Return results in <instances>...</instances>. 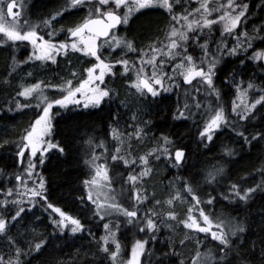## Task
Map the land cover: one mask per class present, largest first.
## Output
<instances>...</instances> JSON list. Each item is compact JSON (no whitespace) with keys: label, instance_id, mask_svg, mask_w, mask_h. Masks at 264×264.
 Instances as JSON below:
<instances>
[{"label":"snow or ice","instance_id":"snow-or-ice-1","mask_svg":"<svg viewBox=\"0 0 264 264\" xmlns=\"http://www.w3.org/2000/svg\"><path fill=\"white\" fill-rule=\"evenodd\" d=\"M175 5H179V0H65L61 8L48 13V18L32 24L29 23L26 12L22 16L24 11L22 2L0 0V33L6 38L0 39V43L11 42V44L30 45L31 51L27 60L23 63L36 61L56 63L58 56L67 57L70 52H79L95 60V63L85 70L87 77L80 80L76 87L72 86L71 80L65 81L64 87L44 85L49 90L59 92L58 98L55 96L49 98L43 94L41 89V83L43 82H37L30 87H22L16 93V96L24 99L25 103L21 104L17 99L13 101L15 108L38 107L40 108V114L29 124L28 128L24 129L18 141H11L0 136V148H7L10 145L15 146L16 151L12 159L14 164L21 169L19 174H12L13 187L0 189V197H2L0 199V237L8 238L7 252H0V264H31L29 260H22L21 257H29L33 253L43 254L49 243L43 237H37L39 242L35 243H28L23 237H20V243L25 245L24 248L18 246L16 240L9 237L11 229L16 224H20L21 221L25 222L21 227L28 228L29 213L35 216L33 223H44L39 216L35 215V209L37 208L43 211L46 219L51 221V226L59 233L67 235L65 229H69L72 234L86 230L85 224L79 218L67 214L60 207L49 202L45 178L42 172L37 171V169L45 164L50 150L56 149L58 153H65V147H61L59 143L53 144L50 139L53 131L52 109L55 107L69 110L71 107L100 109L115 94L114 90L105 84L106 75L112 73V68L115 65L122 66L125 73L129 71V67H136L135 62L130 65L127 59L115 60L114 64L106 62L105 59H102L103 53L100 51L101 44L107 45L113 50L123 45L130 51H136L131 42L117 37L113 32L117 25L127 24L128 16L133 12L143 14L144 11L166 10L171 17V26L165 37L167 43L159 41L160 47L157 48L155 46L157 42L154 41L148 45L147 52L141 50L143 54L138 57L139 70L136 71L135 79L131 80L130 84V87L135 89L131 106L143 104L144 97L157 99L163 93L181 89L179 81H182L184 88L189 90L183 91L185 102L177 109L178 115L175 118L183 121L189 117H195L197 114H200L202 118L207 117L203 120L202 127L198 128L199 142L202 144L214 143V137L218 138V133L229 125L237 122L250 123L256 118L255 112L258 110L261 111V119H264V88L257 90L253 83H247L246 87L248 90H254L258 98H255L250 105H244L241 110H238V106L234 101L229 112V115L233 117L232 120L228 119L223 107L213 108L212 102L219 103L222 95L221 88L215 84L217 71L222 69L217 67L219 63L217 58L209 54L207 39L201 44V37L199 36V32L203 31L204 28L211 32L212 27L217 24L223 25L222 36L224 34L234 35L237 26L243 22L242 18L246 19L249 5L243 3L242 0L239 4H234V0H227L226 4L213 8L210 12L207 0H203L200 8L193 10L201 16V19L191 21L188 20V16L192 13L173 15ZM14 8L17 10L13 11ZM122 8L127 9L123 18L117 14V10ZM80 12H84L86 15L74 27L62 30L64 40H55L56 33L52 31H44V34H41V31L49 29L52 22L58 17L62 18L65 13ZM213 12L216 13V18H208ZM182 21L185 23L181 27L185 30H178L176 25L181 24ZM260 30L257 29L256 31L259 32ZM189 31L192 32L191 41L188 35ZM242 35L245 37L244 45L239 43V36H236V45L231 48L226 43H218L215 49L217 55L237 56L238 52H242L243 58L237 57L239 65L246 68L247 64L259 61L258 67L264 73V49L254 50L249 58L248 50L253 49L254 37L248 36L247 32L242 33ZM45 36L48 38L45 39ZM189 42L191 45L199 47L203 52V56L197 58L198 63L192 55L186 54L188 48L185 45H188ZM261 42H264V37L261 38ZM145 56L149 58L145 60ZM158 56L160 58L157 63ZM166 59L171 64V74L163 70L167 66ZM177 59L179 60L178 63L175 62ZM245 61H247V64ZM145 68H150V75L144 71ZM31 75V73H28V76ZM71 75L75 76L76 73L72 72ZM238 75V72L229 75L226 80L222 81L223 86L231 89L235 84L236 88L239 89L244 82L237 81L236 76ZM165 81L168 82L167 85ZM193 81H195V84ZM100 84H104V87H100ZM34 93L38 94V100L35 105H31L29 98H32ZM197 97H200V99H197ZM188 101H191V103ZM257 105L260 106V109H257ZM125 107H129V105L126 104ZM11 110V108L4 109V111ZM140 111L142 112V108ZM213 112L214 114L208 115ZM72 116L73 113L69 112L67 119H72ZM60 118L63 119V117ZM132 119L137 121L138 117L134 115ZM113 123L119 125L120 117H114ZM139 123H144L147 126V122L142 119V116L139 117ZM253 127L255 126L253 125ZM245 131H248V129L246 128ZM143 132L144 129L134 126V135L138 140L143 138ZM111 134L119 139L118 129H111ZM129 135H132V133ZM237 135L242 143L249 147H256L264 142V125L261 126L259 131L249 132L248 136H245L243 132ZM163 139L167 142V137H163ZM88 143L90 144L91 140ZM206 150L210 151L211 149ZM120 151V147L117 146L115 149L117 154L103 157V164L98 162L102 157L90 155L87 152L78 161L89 169L88 178L82 180L85 195L78 199L87 208V211L92 213L94 219L101 221L102 227L107 233V235L101 236L97 243L96 256H102V258L97 261L94 256L91 259H86L85 264H104V259H107L109 264H114L116 261L120 244L115 240L116 233L110 228V223L104 222L106 218L110 219L115 213H122L127 218L128 224L136 222L138 231L150 234V239L153 241L157 240V233L165 225V221L156 212L150 209L141 213L138 208L139 204L148 199L140 185L143 177L149 174L145 170L147 168V157L123 159L118 155ZM237 151L242 152L243 148L239 150L225 148V155L222 158L227 159L235 156ZM158 152L164 153L167 159L174 161V167L186 163L185 152L182 148H176L172 151L167 148L152 149L149 155ZM84 156H88V159H84ZM155 158L159 159V154ZM110 163L113 169L118 168L121 163L126 167V170L128 167L134 168L137 163L143 166L136 174L128 171L126 177L116 174L117 179L115 182L120 183L123 181L130 189L129 195L131 200L135 202L131 211L116 203L115 197L110 195L114 191L111 188L114 181L109 176ZM220 172H223V167L209 171L206 176L199 172L192 174L193 186L185 187L186 193L192 194V205L187 209L186 218L180 221L192 236L186 234L182 239L170 238L164 245L169 250L164 251L161 249L158 264H264V220L261 221L260 235L256 240H242V236L251 233L250 224L246 225L242 221H238L233 217L222 216V214L206 213L205 208L212 206L215 198L209 195L206 200H203L200 196L194 194L200 190V181L197 177L203 176L206 182L216 181L219 183L216 177ZM254 176L260 177L259 182L252 179L253 186L246 188L240 186V184L245 183L244 180H241L239 184H231L229 194L223 196V199L227 201L231 197L245 202L249 200L254 202L256 198H259L264 201V167L256 169ZM29 184H31V187L28 186ZM179 199L180 196L177 193L166 203L171 205L174 200ZM109 201L112 202L109 203ZM155 203L160 205L161 202L157 200ZM193 210H195V213ZM261 215L264 216V213H261ZM167 216L169 221H174L176 218L174 211H169ZM113 227L118 231L119 223L117 222ZM168 227H171V223L168 224ZM28 234L31 235L32 233ZM198 234H202L207 242L205 243V240L197 238L193 243V237ZM252 234L254 235V233ZM48 235L51 236L52 233ZM89 235H91L90 232ZM109 236L113 238L115 250H110L108 246ZM186 242L187 244H193V253H185L187 259L180 260V253L177 252V248H185L187 246ZM148 243L149 240L143 239L135 242L131 248V257L128 264H142L141 257L147 254L146 246ZM208 244H214L215 249L208 248ZM202 246L205 249L204 251L200 250ZM151 255H154V253ZM45 264H56V262L54 260L45 261ZM73 264H78V262L74 261Z\"/></svg>","mask_w":264,"mask_h":264},{"label":"trees","instance_id":"trees-1","mask_svg":"<svg viewBox=\"0 0 264 264\" xmlns=\"http://www.w3.org/2000/svg\"><path fill=\"white\" fill-rule=\"evenodd\" d=\"M64 2L65 0H32L30 9L34 14H44L48 11L55 12L61 8ZM249 2L254 9L255 15L251 20H246L242 28L251 31L253 26L255 27L254 29H261L260 33L264 35V28H262L264 26V0H250ZM84 15H86L84 12L65 13L62 18L58 17L53 21L51 30L56 33L54 37L56 39L63 37L62 30L74 27L75 24L80 23ZM170 25L171 17L167 11L163 9L144 11L143 14L136 13L130 23L125 27L122 26L119 32L128 42L139 48L147 49L148 45L154 41L158 44L159 41L165 39ZM41 33L43 34L42 31ZM218 39L213 44L212 47L214 49L212 51H215L217 44L222 39L227 44L232 42L230 37L226 38L224 35L219 41ZM188 46L195 47L191 43ZM260 48L262 49L264 46ZM23 49H25V46L20 43L11 44V42H7L4 45H0V136L11 141H18L24 129L28 128L29 124L40 114V109L37 107L36 109L34 107L15 108L13 101L17 100L16 93L18 91V76L16 73L20 67L31 69L29 73L32 75L29 81L32 84L38 81L52 82L62 75L60 74L61 72L70 74V71H73L84 75L86 67L95 62L94 58L88 55L75 54L67 56V60L62 62V64L60 61L57 64L46 62L43 66L32 62L23 63V61H26V55L25 57L22 56V52L25 54ZM101 52L103 53L102 59L110 61L119 60L124 55L120 52H110L109 50ZM139 55H142V52L132 51L126 54L125 57L128 58L130 65L133 62L139 65ZM224 56L226 58L218 68L222 70L217 71V79L215 80L216 86L221 88L222 95L219 103L215 102L213 108L223 107L229 112L236 86L233 84L232 88L228 89L223 86L222 81L226 80L229 75H234L238 72L239 75L236 76V79L244 82L241 85L242 89L247 90V83H253L258 90L264 88V73L258 67L260 62L247 64V61H245L247 64L245 68L239 65L237 58L239 56ZM165 61L167 66L163 70L171 74V64L168 60ZM158 62L159 58H157ZM175 62L178 63L179 60L177 59ZM60 68H62L61 71H59ZM145 69L150 70V68ZM135 76V68L129 67V71L125 73L122 66H116L115 72L109 74L105 80V84L114 90L115 94L100 109L71 107L69 110L55 108L52 138L56 144L59 143L61 147H65V153H58L56 149L50 151L45 164L40 167V170L46 181L49 202L60 207L67 214L79 218L85 224L86 230L76 234H72L69 230L65 231L67 235L59 233L51 226V221L46 219L43 211L37 208L35 215L39 216L44 223H33L35 216L29 213L28 228L21 227L25 223L21 221L20 224H16L11 229L9 237L16 240L21 248H24L25 245L20 243V237H23L28 243L39 242L37 237H43L49 243L42 255L33 253L32 256L21 257L22 260H29L31 264H45V261L52 260L56 264H73L74 261H77L78 264H85L86 259H91L94 256L97 261L102 258V256H96L97 243L99 238L107 233L104 231L101 221L94 219L92 213H89L78 199L85 195L82 180L87 179L89 174L88 167L78 161L84 153L90 154L96 151L100 143H106L111 153H113V149L115 150L119 146L121 151L118 155L122 156L123 159H128L131 152L137 159L140 156L147 157V168L145 170L149 169L150 173L143 177L144 180L140 181V185L144 188V194L148 196V199L139 204L138 208L141 213L151 209L163 220L168 211L175 209L174 206L177 205V201L180 200L183 203L180 207L185 206L183 198L187 201L189 196H192L186 193L185 187L193 186V173L199 172L206 176L209 171L223 167V172L218 173L216 177L219 183L216 181L206 182L203 176L197 177L200 181V190L196 191V193L201 199L208 198L209 195L215 198L213 213L231 216L235 219H240L246 225H251V233L242 236V240H256L259 237L262 226L261 221L264 220V216L261 215V213H264V201L256 198L254 202L249 200L244 204L231 203L229 201L230 198L225 201L223 196L229 194V186L231 184H239L241 180L245 181V183L240 184L244 188L253 186L252 179L259 182L260 177L254 176V173L256 169L264 167V142H261L256 147H249L241 142L237 134L243 132L245 136H248L249 132L259 131L261 126L264 125V119H261V111L255 112L256 118L250 123L237 122L229 125L218 133V138L214 137V143L202 144L199 142L198 128L202 127V122L206 118H202L200 114L183 121L175 118L178 115L177 109L185 102L182 81H179L181 89H177L176 93L174 89L163 93L157 99L144 97L143 104L131 106L135 89L131 88L130 84L131 80L135 79ZM70 79L75 81L77 77L72 76ZM247 91L253 100L258 98L254 90ZM52 93L55 96V92ZM225 93L227 94L225 95ZM126 104L129 107H125ZM8 108L12 110L4 111V109ZM141 108L142 112L140 111ZM257 109H260L259 105ZM69 112L73 113L70 120L67 119ZM134 115L138 117L137 121H133L132 117ZM116 116L120 117L119 125L113 123V118ZM141 116L147 122V126L144 123H139V117ZM60 117H63V119ZM134 126L144 129L142 139L138 140L135 137ZM113 128L118 129L119 139H116L111 134V129ZM246 128L248 131H245ZM130 133L132 135H129ZM163 137H167V142H165ZM89 140H91L90 144L88 143ZM163 147L170 151L182 148L185 151L186 163L179 167H174V161L167 159L162 152L149 155L152 149L159 150L163 149ZM225 148L233 150L243 148V151H237L235 156L224 159L222 157L225 155ZM206 149L211 150L208 151ZM15 151L14 145L0 148V174L3 178H6V176L12 177L13 173L20 172L19 166L15 165L12 159ZM157 154L160 156L159 159L155 158ZM86 158L88 156H84V159ZM139 168L136 165L134 168L128 167L126 170L122 163L118 168H112L114 187L117 189L116 191L121 189L122 185L128 189V193L126 195L121 194L120 197L125 202V206L132 210V205L135 202H132L127 197L130 192L128 185L123 181L116 183L115 180L117 179L116 174L126 177L128 171L136 174L140 171ZM152 172L156 174L153 179ZM1 183L4 184L3 181ZM176 188H178L181 198L174 200L173 204L168 205L166 201L174 197L173 191ZM157 200L161 202L160 205H156L155 201ZM120 225L123 226L119 227L117 234L125 252H127L135 239L149 240L146 246L147 254L141 260L142 264H158L161 249L164 251L169 250L164 247L165 243L170 238L182 239L184 237L183 234L179 235L178 233L170 232L169 229L162 226L160 232L157 233V240L153 241L150 239V234L140 233L135 223ZM89 232L91 235H89ZM28 233L32 234L29 235ZM49 233H52V235L49 236ZM7 244L8 238L0 237V252H7ZM108 246L110 250H114L112 243H109ZM190 249L189 251H191ZM177 252L180 253V260L187 259L183 250L177 248ZM152 253L154 255H151ZM191 253L193 252H189V254ZM104 264H109V261L104 259Z\"/></svg>","mask_w":264,"mask_h":264},{"label":"rangeland","instance_id":"rangeland-1","mask_svg":"<svg viewBox=\"0 0 264 264\" xmlns=\"http://www.w3.org/2000/svg\"><path fill=\"white\" fill-rule=\"evenodd\" d=\"M250 0H242V2L243 3H247L248 5H249V11L246 13V19H243L242 18V20H243V22H242V24H240V25H238L237 26V29L235 30V33H234V35H232V36H229V35H227V34H224V36L226 37V38H228V37H230L231 38V40H232V42H230L229 44H227L225 41H224V39H222V40H220V38L222 37V35H221V32H222V30H223V25H220V24H217V25H214L213 27H212V31L211 32H209L208 31V29L207 28H204L203 29V31H200L199 32V36L201 37V39H200V43L201 44H203L204 43V41H205V39H207V41H208V52H209V54L211 55V56H214V57H216L217 58V60L219 61V63H218V65H217V67L219 68L220 67V65L222 64V61L226 58L223 54H220V55H217V53H216V51H212V49H214L212 46H213V44L215 43V41H216V39L217 38H219L218 39V41L220 40V43L222 42V43H226L227 45H228V47L229 48H231V47H233V46H235L236 45V36H239V43L240 44H242V45H244L245 44V37L242 35V33H244V32H247V34H248V36H252V37H254V40H253V49H249L248 50V56L249 57H251V55H252V52L255 50V51H259V50H261V46H264V42H260V40H261V38L262 37H264V35H262L261 33H260V31L259 32H257L256 30L258 29V28H256V29H254L255 27H251V31L249 30V31H247L246 29H244V28H242V26H243V23H245V21L246 20H251L252 19V17L255 15L254 14V9L252 8V6L250 5V2H249ZM18 2L19 3H23V5H24V13L26 12V14L28 13V11H30V6H31V4H32V0H18ZM203 2V0H179V5H175L174 6V12L172 13L173 15H187L188 13H192V15H190V16H188V20L189 21H191V20H200L201 19V16L200 15H198V14H196L195 12H193V10L194 9H197V8H200V4ZM252 2V1H251ZM227 3V0H207V6H208V9H209V11L211 12V10L213 9V8H218L220 5H222V4H226ZM239 3H241V0H234V4H239ZM166 11V10H165ZM117 12H119L121 15H122V18H123V16H124V14H125V12H127V9L126 8H122V9H120V10H117ZM137 12H133L131 15H129L128 16V23L127 24H122V26L123 27H125V26H127L129 23H130V21H131V19H132V17L136 14ZM222 14V13H221ZM28 15V14H27ZM36 18H42V17H36ZM208 18H210V19H215L216 18V13H212L210 16H208ZM41 20V19H40ZM29 23H32V24H36V23H39V21L38 20H31V21H29ZM185 22H181V24H177L176 25V27L178 28V30H185L184 28H182L181 27V25L182 24H184ZM5 26H7V25H5ZM171 26V25H170ZM170 26H169V29H168V31H167V33H166V35L169 33V31H170ZM52 27H53V22H52V24H51V27L49 28V29H46V30H43L42 32H43V34H44V31H51L52 30ZM70 28V27H69ZM120 29V28H119ZM119 29L117 30V31H115V35L117 36V37H119V38H121V39H125L123 36H121V34H120V32H119ZM254 29V30H253ZM42 34V33H41ZM42 34V35H43ZM188 35H189V37H190V41H191V38H192V32L191 31H189L188 32ZM166 37V36H165ZM48 37L47 36H45V39H47ZM0 39H6L5 37H4V35L2 34V33H0ZM54 39L55 40H57V41H59V40H64L65 39V37L63 36V37H61V38H59V39H56L55 37H54ZM228 40V39H227ZM163 41L165 42V43H167V40L166 39H163ZM100 42L98 41V44H99ZM257 43H258V45H257ZM1 44H5V43H0V45ZM132 44V43H131ZM189 44H190V42H189ZM262 44V45H261ZM133 45V44H132ZM156 45H158L157 46V48H159L160 47V44L158 43V44H156ZM155 45V46H156ZM23 46H25V49H23V51H25V54L22 52V56L23 57H25V55H26V58H25V60H27V57H28V55H29V53H30V51H31V46L30 45H26V44H23ZM186 47H187V45H185ZM257 46V47H256ZM133 48L136 50V51H134V52H141V50H143V52H147V50H148V48L147 49H144V48H139L138 46H135V45H133ZM188 48V52L186 53V54H188V55H192L193 56V58L194 59H197V58H199V57H201V56H203V52L199 49V47H193V46H188L187 47ZM195 48V50H193ZM262 49H264V48H262ZM104 50H109L110 52H120L121 54H124L123 55V57L122 58H120V59H127L128 60V58H126L125 56H126V54H129L130 52H132V51H130V50H128L127 48H125L123 45H121L120 47H118V48H116L115 50H113L112 48H109L107 45H104V44H101L100 45V51H104ZM75 54H81V55H85V54H82V53H79V52H70L69 54H68V56H72V55H75ZM143 54V53H142ZM183 55V54H182ZM237 56H239V57H243V53L242 52H238L237 53ZM145 58V60H147L149 57H147V56H145L144 57ZM157 58H160L159 56L157 57ZM67 59H66V57L65 56H58L57 57V61H56V64H57V62L58 61H60V63L62 64V62H64V61H66ZM167 60V59H166ZM22 62V61H21ZM46 62H50V61H46ZM46 62H40V61H36V62H32V63H34V64H41V66H43L44 65V63H46ZM106 62H111V63H115V61H110V60H106ZM139 62V61H138ZM255 62H259V61H255ZM50 63H52V62H50ZM95 63V62H94ZM93 63V64H94ZM165 63H166V61H165ZM197 63H198V59H197ZM33 64V65H34ZM53 64V63H52ZM64 64V63H63ZM167 65V64H166ZM22 66V65H21ZM92 66V64L91 65H89V66H87L86 67V69L88 68V67H91ZM116 66H118V65H115L113 68H112V73L111 74H113L114 72H115V68H116ZM35 68H36V66H34ZM85 69V70H86ZM148 69V68H147ZM29 70H31V69H27V67H25V68H23V67H20V69L19 70H17V76H18V80H17V84H18V91H20L21 90V88L22 87H30L31 85H33V84H36V83H30V79H31V77L30 76H28V73H29ZM62 70V68H60L59 69V71H61ZM137 70H139V65H136V67H135V74H136V71ZM159 70V69H158ZM144 71L145 72H147V73H150V70H146V69H144ZM73 71H70V74H65V73H63V72H59L60 74H62L60 77H58V78H56L55 80H53L52 82L51 81H38V82H43V83H41V89L43 90V94L45 95V96H48L49 98H52L54 95H53V93L52 92H55V97L56 98H58L59 97V95H60V93L59 92H57V91H54V90H49V89H47V88H45L44 87V85L45 84H47V85H55V86H58V87H64L65 86V81H67V80H71L70 78L73 76V75H71V73H72ZM68 75V76H67ZM109 75V74H108ZM108 75H106V77L108 76ZM150 75V74H149ZM65 76H67V77H65ZM75 77H77V80H75V81H72V86L73 87H76V86H78V82L80 81V80H83L84 78H86L87 77V73H86V71H85V73H84V75L82 74V73H79V72H76V75H75ZM106 77H105V80H106ZM167 81H165V84L167 85ZM194 84H195V82H193ZM100 87H104V84H100L99 85ZM89 87H92V86H89ZM86 90H88V89H86ZM184 91H186V90H189V89H183ZM248 90V89H247ZM247 90H244V89H242L241 87L239 88V89H237V88H235V91H234V98H233V100H232V103H231V106H232V104H233V102L235 101V103H236V105L238 106V110H241L242 108H243V106L244 105H250L252 102H253V98L251 97V96H249V94H248V91ZM17 91V92H18ZM39 91V90H38ZM202 91H203V89H202ZM177 92V89H175V93ZM194 94V93H193ZM17 97V96H16ZM17 99H19V102L21 103V104H24L25 103V100L24 99H22V98H18L17 97ZM30 99V103H31V105H35L36 103H37V100H38V94L37 93H34L33 94V97L32 98H29ZM197 99H200V97H197ZM189 103H191V101H188ZM212 104H213V107H214V105H215V101H213L212 102ZM258 106V105H257ZM31 107V106H30ZM38 108V107H37ZM55 108H59V107H55ZM55 108H53L52 109V115H53V120H54V110H55ZM91 108V107H90ZM35 109H36V107H35ZM40 109V108H39ZM60 109H62V108H60ZM193 111H195V109H193ZM229 112H230V110H229ZM229 112L227 111V110H225V114L226 115H228V119L229 120H232L233 119V117L231 116V115H229ZM212 114H214V112L213 113H209L208 115H212ZM204 118H206L207 119V117H204ZM53 120H52V123H53ZM50 139L52 140V142H53V144H56V142L53 140V138H52V135H51V137H50ZM115 148V147H114ZM163 148H166V147H163ZM52 150H55V149H52ZM52 150H50V151H52ZM170 151V150H169ZM110 154H117L116 152H115V150L113 149V153H111V152H109V150H108V147H107V144L106 143H100V145H99V147L97 148V150L96 151H94V152H92V153H90V155H96V156H100V157H102L98 162L99 163H101V164H103L104 163V159H103V157H108V156H110ZM131 155H130V157L128 158V159H133V158H137L136 156H134L133 154H132V152L130 153ZM122 157V156H121ZM123 158V157H122ZM86 159H88V158H86ZM113 163V162H112ZM137 166H139L140 168H139V170H141V168L143 167L142 165H140L139 163H137ZM20 168V167H19ZM20 171H21V169H20ZM37 171H40L41 172V170H40V167L37 169ZM148 173H150V170L148 169V170H146ZM16 174H19V173H16ZM151 175H152V179H153V177L156 175L155 174V172H152L151 173ZM109 176L110 177H112V166H111V163H110V166H109ZM143 180H144V178H143ZM1 181H3V183L4 184H2L1 183ZM29 187H31V184H29L28 185ZM10 187H13V184H12V182H11V177L10 176H6V178H3L2 176H1V174H0V189H7V188H10ZM111 188L112 189H114V191L113 192H111L110 193V195H112V196H114L115 197V202L116 203H119V204H121L123 207H125V208H127L126 206H125V202H123L122 201V199H121V197H120V195L121 194H127L128 193V189L124 186V185H122V187H121V189H118V191H116L117 189H115V187H114V183L111 185ZM143 188V187H142ZM144 189V188H143ZM177 193H179L178 192V188H176L174 191H173V195L174 196H176L177 195ZM164 194V193H163ZM196 196H198V194L195 192L194 193ZM192 195V194H191ZM179 196H180V194H179ZM128 198H130L131 199V197H130V195H128L127 196ZM181 198V197H180ZM0 199H2V197H0ZM207 198H205V199H203V200H206ZM132 201V200H131ZM183 201H184V203H185V206H181L180 207V205L181 204H183L180 200L179 201H177V205H175L174 206V210H171V211H174L175 212V214H176V218H175V220L174 221H169L168 220V216H167V213L169 212H167L165 215L166 216H164V221H165V225H164V227H166V229H169V231L170 232H173V233H178L179 235L180 234H183V235H189V236H192V234L191 233H189V231L184 227V225L182 224V223H180V221H182V220H184L185 218H186V216H187V209L189 208V207H191V205H192V200H191V197L189 196V200H187L186 201V199L185 198H183ZM229 201L231 202V203H240V204H244V203H246L245 201H241V200H239V199H233V198H231L230 197V199H229ZM112 201H109V203H111ZM133 202V201H132ZM129 209V208H128ZM36 210V209H35ZM132 209H129V211H131ZM194 211V213H195V210H193ZM89 212V211H88ZM205 212L206 213H209V214H211V213H213V205L212 206H210V207H208V208H205ZM89 213H91V212H89ZM58 215V214H57ZM222 216H226V215H223L222 214ZM231 217V216H230ZM198 219H199V217H198ZM236 220H238V221H241L240 219H236ZM105 221L107 222V223H110V228L112 229V231L113 232H115L116 233V235H115V240L116 241H118L119 242V244H120V250H119V253H118V256H117V259H116V261L114 262V264H128V261H129V259H130V257H131V248H132V246L135 244V242L137 241V240H140V239H135L133 242H132V244H131V246H130V248L127 250V252H125L124 250H123V248H122V246H121V243H120V241H119V239H118V231H117V229L115 228V227H113V225H115V224H117V222L119 223V227H121V226H123V225H120V224H126L127 223V218L126 217H124L123 216V214L122 213H115V214H113L112 216H111V218L110 219H108V218H106L105 219ZM120 221H121V223H120ZM243 222V221H242ZM133 223H135V224H137L136 222H133ZM169 223H171V227H168V224ZM142 226V225H141ZM66 230H69V229H65V231ZM137 230H138V228H137ZM69 232H70V230H69ZM107 235V234H106ZM201 239V240H205V238L203 237V235L202 234H198V235H196L195 237H193V243L195 242V239ZM234 239V238H233ZM207 241L205 240V243H206ZM109 243H112L113 245H114V243H113V238L111 237V236H109ZM186 244H187V242H186ZM214 244H208V248H210V249H213L214 248ZM190 247H191V249H190ZM181 250H183V253H184V255H185V253H188L189 254V252H193V244H187V246L185 247V248H180ZM189 249L191 250V251H189ZM114 250H115V245H114ZM201 251H204L205 249L203 248V246L201 247V249H200ZM192 254V253H191ZM141 260H142V257H141Z\"/></svg>","mask_w":264,"mask_h":264},{"label":"flooded vegetation","instance_id":"flooded-vegetation-1","mask_svg":"<svg viewBox=\"0 0 264 264\" xmlns=\"http://www.w3.org/2000/svg\"><path fill=\"white\" fill-rule=\"evenodd\" d=\"M17 3H19L18 2V0H17ZM31 8V7H30ZM17 9H15L14 8V11H16ZM48 13H49V11L48 12H45L44 14H34L32 11H31V9H30V11H28V18H29V21H31V20H38V21H40V19H45V18H48ZM24 15V11L22 12V16ZM36 17H42V18H36ZM21 23H22V21H21ZM46 30V29H45Z\"/></svg>","mask_w":264,"mask_h":264},{"label":"water","instance_id":"water-1","mask_svg":"<svg viewBox=\"0 0 264 264\" xmlns=\"http://www.w3.org/2000/svg\"><path fill=\"white\" fill-rule=\"evenodd\" d=\"M13 11H14V9H13ZM118 14V13H117ZM118 15H120V14H118ZM121 16V15H120ZM121 25V24H120ZM120 25H117V27L115 28V29H117V28H119L120 27ZM194 82V81H193ZM185 152V151H184Z\"/></svg>","mask_w":264,"mask_h":264}]
</instances>
